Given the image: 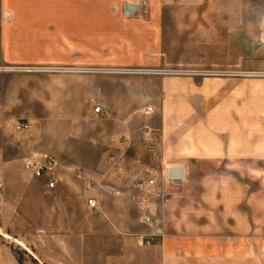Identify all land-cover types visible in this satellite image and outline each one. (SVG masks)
<instances>
[{
  "label": "rangeland",
  "instance_id": "rangeland-1",
  "mask_svg": "<svg viewBox=\"0 0 264 264\" xmlns=\"http://www.w3.org/2000/svg\"><path fill=\"white\" fill-rule=\"evenodd\" d=\"M64 2L55 0L57 14L51 15L58 19V35H64L60 34ZM135 5L138 8L134 9ZM50 23L52 27L54 22ZM50 37L42 42L51 49L64 53L74 48L79 54L88 51V64L72 71L63 70L70 68L67 66L0 70V233L10 239L1 234L0 238L20 264L38 262L18 246V241L43 264H78L77 258L81 261L82 257L66 255L64 247L75 245L71 238L87 235L88 262L101 264L97 254L109 256L113 250L104 225L118 224L120 240L140 234L144 226L138 210L139 192L131 180L115 182L119 195L111 197L99 188L90 189L75 172L80 169L99 180L109 172L110 156L120 158V175L147 178L162 170L158 113L161 81L165 79L184 81L179 88L184 91L185 115L193 116L169 120L168 134L179 133L184 145L199 140L202 145L217 143L220 147L226 134L232 133L233 154L243 155V166H239L240 160L234 161L233 168L226 163L218 168L199 164L193 168L192 179L199 182L214 174L231 178L233 191H241L249 199V206L240 207L260 233L264 0H89L87 39ZM129 45L136 50L134 54ZM124 62L133 65L118 67ZM116 95L137 104V118L122 128L114 118L92 114L96 99L105 96L113 102ZM167 102L170 111H181L175 99ZM149 108L153 109L150 114ZM18 121H27L29 129L17 131ZM125 129H130L133 137L120 140ZM241 148L246 151L240 153ZM33 155L57 161L56 189L47 190L43 179H35L24 169L22 160ZM18 181L23 185L18 187ZM217 186L222 197L225 188L232 185L222 182ZM203 187L198 184L194 190L205 192L209 185ZM90 196L99 202L97 213L86 208ZM200 203L204 213L214 212L209 210L210 202ZM220 210L222 206L216 209ZM201 217L206 222L210 216ZM217 218L220 223L228 219L211 216Z\"/></svg>",
  "mask_w": 264,
  "mask_h": 264
},
{
  "label": "crops",
  "instance_id": "crops-1",
  "mask_svg": "<svg viewBox=\"0 0 264 264\" xmlns=\"http://www.w3.org/2000/svg\"><path fill=\"white\" fill-rule=\"evenodd\" d=\"M133 7L134 9L138 8V5ZM63 8L64 28L63 33L62 28L60 29V34L64 35H58L56 26L58 19L57 17L51 18V15L56 16L54 12L57 14L55 0H0V70L4 69L3 67L67 66L70 68H64L63 70L72 71L74 70L72 68L76 66H86L88 64V51L82 50L79 54L74 51V48H70L65 49L63 53L58 51L57 48L51 49L46 42H42L48 41L51 38L50 36L55 39L65 38L71 40L74 38H80L81 40L88 38L89 0H65ZM50 22H54L52 26L54 29L50 27ZM127 48L133 54L136 52L131 45ZM139 55L143 54L139 52ZM131 65L133 63L124 62L119 63L118 67L129 68ZM179 86L183 88L184 81L171 79L161 81L162 96L158 113V120L161 121L159 144V161L163 166L161 171L168 166H179L185 169L186 174V183L182 190L177 187L169 189L172 196L170 203L163 212L164 235L161 239H158L151 246H140L136 241L137 236L148 235L151 232L141 222V208L145 197L134 187L135 180L145 178H136L131 173L120 175V172H122L121 161L120 158L115 156L108 157L109 172L99 180H95L83 173L82 170L77 169L80 171V175L75 174L76 177L86 180L90 189L93 187L99 188L111 197L119 195L115 182H122V179L131 180L133 189L139 192L138 210L140 223L144 228L140 234L134 236L135 238L125 237L120 240L118 233L121 232V227L118 224L112 227L104 225V231L109 232L111 236L110 246L112 245L113 250L109 256L102 253L97 254L96 257L101 259V264H264V193L260 192V233H258L259 230L252 227L247 214L240 207L243 204V206H249V199L244 197L243 192L233 191L235 182L231 178L222 179V177L214 174L205 176L201 181L195 182L191 177L193 168L199 164H207L218 168L222 163H226V167L233 168L236 166L233 165L234 161L240 160L239 166H243V155L235 156L233 154L232 133L226 134V139L222 140L223 144H220V147L217 146V143L212 146H205L200 144L199 140L196 143L190 144L189 142L184 145V141L180 143L179 133L168 134L169 120L179 121L185 118H193L190 113L187 117L185 115L184 91L182 88L180 90ZM101 97V101L100 99H96V101L109 111L110 116L96 117L114 118L115 124L119 128L126 126L127 123L129 124L137 118L136 102L124 101L119 95H116L113 102H110L105 96ZM169 99L173 101L175 99L176 107L181 111H174V109L170 111L167 102ZM172 105L175 106L173 102ZM121 132L123 133L120 140L131 139L134 134L130 129ZM260 136H262L260 138V174L264 175V170H262L264 168V125H260ZM169 140L171 142L168 143ZM117 146L123 148L119 143ZM244 151H246L245 148L240 149V153ZM204 152L207 154H202ZM33 156L36 157V155ZM111 157L113 162L109 161ZM116 171H118V175H115ZM161 171L154 176L157 175L159 178ZM25 173L24 171V176L28 177ZM107 175L109 176L106 177ZM222 182L226 185L230 183L232 186L230 189L225 188V192H222L224 194L219 197L218 192L222 190L217 185ZM17 183L18 187L23 185L20 181ZM198 184L204 186L203 188H205V184H208L209 188L207 191L204 189L205 192L195 191L194 189ZM108 185L115 187L116 192L114 194L107 193L105 187ZM212 185L216 186L213 187ZM89 198L96 199L94 196ZM206 201L210 202L209 210H214V212L204 213L203 204L200 202ZM85 205L88 209L87 204ZM221 206L222 211H216ZM207 213L208 215H206ZM217 215L230 219V222L228 219L225 220V223H220L221 220H218V218L217 220L211 219V216ZM201 216L210 217L205 222L202 221ZM251 232H255V234H250ZM1 235L10 239L7 234ZM78 238H71L72 243H75V245L72 248L64 247L65 253L70 256L79 255L80 258L82 257L83 260L81 261L77 258L78 264H89L88 236L84 235ZM19 243L24 246L18 245L21 249L36 258L34 260L38 262L37 264H43V260L38 259L34 252L29 250L23 242L18 241L17 244ZM120 246L121 251H118ZM73 250L75 251L73 252ZM0 264H20L12 251L2 245L1 238Z\"/></svg>",
  "mask_w": 264,
  "mask_h": 264
},
{
  "label": "built area",
  "instance_id": "built-area-1",
  "mask_svg": "<svg viewBox=\"0 0 264 264\" xmlns=\"http://www.w3.org/2000/svg\"><path fill=\"white\" fill-rule=\"evenodd\" d=\"M148 113H152L153 109L149 108ZM95 116L109 117L110 113L104 109L99 103H95L92 109ZM30 124L27 121H19L16 123L17 131L28 130ZM109 161L113 162L111 157ZM23 166L25 170L31 173L35 179H43L45 181V187L51 191L58 186V163L53 157L44 156L43 158H37L35 156L26 157L23 159ZM77 176L80 175V171L75 172ZM186 183L185 169L179 166H168L161 175L150 176L145 179H138L134 181V187L140 193L143 194L145 199L141 208L142 216L141 222L150 229V234L139 235L136 238L138 245L151 246L158 239H161L163 234V212L165 207L170 203L172 196L169 189L177 187L183 189ZM108 194H114L116 192L115 187L108 185L105 187ZM3 191V184L0 178V193ZM88 209L92 212L99 210V205L96 199L89 198L86 202Z\"/></svg>",
  "mask_w": 264,
  "mask_h": 264
},
{
  "label": "bare ground",
  "instance_id": "bare-ground-1",
  "mask_svg": "<svg viewBox=\"0 0 264 264\" xmlns=\"http://www.w3.org/2000/svg\"><path fill=\"white\" fill-rule=\"evenodd\" d=\"M5 238H7V239H8V237H7V236H6ZM18 245H19V246H21V247L23 246V245H21L20 243H19ZM23 247H24V246H23Z\"/></svg>",
  "mask_w": 264,
  "mask_h": 264
}]
</instances>
